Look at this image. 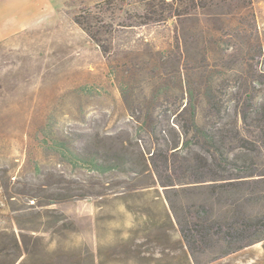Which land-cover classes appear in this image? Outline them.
<instances>
[{
    "label": "rangeland",
    "instance_id": "obj_1",
    "mask_svg": "<svg viewBox=\"0 0 264 264\" xmlns=\"http://www.w3.org/2000/svg\"><path fill=\"white\" fill-rule=\"evenodd\" d=\"M101 1L63 0L53 20L0 41V264H264V108L244 122L233 89L246 80L242 97L264 103V0L119 28L114 73L74 22ZM120 8L104 6L115 28L140 9ZM162 66L173 90L156 102ZM177 66L215 79L225 107L199 118L257 172L213 176L200 156L214 148L184 144ZM91 159L120 168L101 174ZM256 218L257 230L245 225ZM240 224L263 240L238 242Z\"/></svg>",
    "mask_w": 264,
    "mask_h": 264
},
{
    "label": "trees",
    "instance_id": "obj_2",
    "mask_svg": "<svg viewBox=\"0 0 264 264\" xmlns=\"http://www.w3.org/2000/svg\"><path fill=\"white\" fill-rule=\"evenodd\" d=\"M107 2L110 3V5L113 4L119 8L120 5L118 3H124L125 5L121 6V10H123L122 8L124 6L140 9H136V11L133 12L134 15L126 19V21L118 22L117 28H115L113 23L106 21L104 15V6ZM250 7V0H102L99 4H96L93 7H82L81 10L75 14L74 22L89 37V39L102 50L106 58L110 61L109 67L114 73L116 72V66L113 59L114 51L112 42L114 34L119 28L133 27L136 26V24L138 26L153 23H165L176 19L182 20L184 17H199L202 15L207 17L219 16L225 13L230 14L240 10L250 12ZM214 30L217 31V29ZM205 52L207 53V55L205 54L204 56L206 61L208 59V51ZM170 64L178 65L180 63H178V58H175L170 61ZM176 69L178 71L179 88L182 93V97L181 107L177 110L175 115L176 117H180V121L176 124L186 140L184 144L189 146L194 143L193 139H196L197 142H206L209 147L214 148L217 154L214 150L207 151L210 153L209 158L212 159V161L205 156H200L201 161L206 167H208L213 176L222 177L220 174L230 173L231 170H235L240 173H248L249 176L250 174L257 172V167L253 164L241 165L237 161L231 159L229 155L219 147L220 141L217 138L216 132L211 127L203 123L199 118V111L202 106L218 115L222 113V110L225 107V104L222 103L221 99L217 95L215 79H212L210 76L200 83H194L187 73L188 67L181 68L180 66H177ZM158 71L161 73H158L155 77L156 87L153 92V100H156V102L159 101L161 96L169 94L173 90L171 85L172 81L166 79V75L168 74L166 68L159 69ZM244 82L234 86L233 89L234 91L238 90V92H236L237 99L235 102L236 107L241 110V112H239V116L244 122H247V120L251 119L253 116L260 115L263 111L264 103L256 101L250 92L247 93L245 99L242 97V91L249 89L248 86L244 89L246 80ZM150 116L152 117V112H150ZM149 118V116L144 117V124L147 123L148 120L149 125ZM249 145L250 144H248V146ZM85 163L89 169L97 171L101 174L115 171L120 168L117 162L101 163L98 160L91 159L86 160ZM245 225L249 228L257 230V228L262 226V219H249L246 221ZM244 229L245 226L243 224H240L239 227L231 228L235 234L237 231L241 232L239 234L241 238L237 237L238 242H244V239H246V243L259 242L263 240L258 233L255 235L244 234ZM183 237L188 244L191 243L189 235L183 233Z\"/></svg>",
    "mask_w": 264,
    "mask_h": 264
},
{
    "label": "crops",
    "instance_id": "obj_3",
    "mask_svg": "<svg viewBox=\"0 0 264 264\" xmlns=\"http://www.w3.org/2000/svg\"><path fill=\"white\" fill-rule=\"evenodd\" d=\"M63 0H0V41L54 19L53 5Z\"/></svg>",
    "mask_w": 264,
    "mask_h": 264
}]
</instances>
